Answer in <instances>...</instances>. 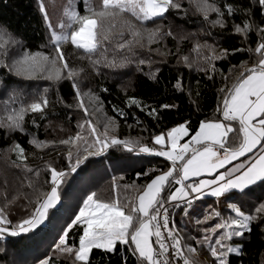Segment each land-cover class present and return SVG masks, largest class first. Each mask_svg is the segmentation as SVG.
Masks as SVG:
<instances>
[{
	"label": "snow or ice",
	"instance_id": "6c2138e0",
	"mask_svg": "<svg viewBox=\"0 0 264 264\" xmlns=\"http://www.w3.org/2000/svg\"><path fill=\"white\" fill-rule=\"evenodd\" d=\"M37 3L55 54L31 51L22 35L13 30L10 24L0 22V70L6 73L8 79L13 76L26 80L42 78L52 82L67 79L85 116H89V113L83 97L88 96L99 103L97 112L104 105L101 97L91 89L81 91L78 78L85 69L70 65L62 45L68 44L82 50L81 58H87L93 71L99 74V65L123 69L134 63L143 71L141 66H151L153 61L150 57L141 58L136 52L137 48L148 46V51L152 52L154 49L151 45L159 44L168 37L183 41L197 36V33L191 32L184 34L177 23H157L173 12L177 20L187 19L182 0H80L78 3L67 0L56 23H53L49 12L48 0H37ZM80 3L84 6L83 14ZM189 3L194 5L202 24L219 28L221 31L217 35L221 37L224 31H230L231 35L240 38L241 44L229 48L195 39L191 51L197 53L199 59L181 56L180 60L186 67L192 68L195 64L209 80H214L219 72L226 82L231 77L217 69L216 61L247 53V59L229 68V73L235 70L236 75L231 87L225 83V88L220 90L225 94L216 108L219 116L200 120L194 134L184 143L180 141L192 132L190 118L185 117L173 121L166 131L152 133L147 139H121L111 134L110 130L118 127L115 117H106L104 131L98 132L97 126L89 118L86 124L92 142L84 140L87 146L82 149L77 144L83 140L80 132L75 137L58 142L33 138L30 143L37 148L44 147L46 143L74 146L75 155L72 148L65 153V167L47 164L46 175L50 179L43 182L47 185V191L42 190L39 182L40 170L29 167L25 148L13 141L8 148V152L15 154L12 165L23 168L37 179L27 183L34 199L24 196L30 207L25 206L18 219L13 220L6 211L18 197L9 200L5 191L3 199L6 203L0 206V237L17 236L37 229L59 201V187L67 175L75 172L91 156L122 149L163 157L169 163L165 169H149L151 176L147 172H137V177L143 176L146 182L143 185H136L135 182L124 185L125 188H134L137 193L130 201H121L116 197L106 199L98 191L90 190L78 205L74 218L62 228L53 249L54 255L68 257L71 264H93L97 252L102 261L107 260V264H196L191 256L198 247L207 248L212 264H232L234 256L243 255V237L251 233L254 224L264 223V192L248 211L243 210V203L233 199L237 195L234 190L246 193L250 186L264 181V0H189ZM213 15L215 18H212ZM237 16L239 22L235 21ZM230 20L232 23L229 26ZM149 23L154 26L147 27ZM174 28L180 29L179 34ZM253 34L256 37L254 47L249 42ZM207 35L211 36L212 33L208 32ZM109 52L112 53L111 57ZM159 72V68L150 71L149 78L158 80ZM174 79V88L183 92L182 78ZM98 87L102 92L109 91L103 85ZM0 91L8 96L4 101L5 118L0 119V128L5 129L6 134L23 133L28 113H38L41 119H46L48 87L30 102L21 101L18 108L11 105L17 102L22 90L11 87L6 79H0ZM124 92L126 107L135 106L153 120H163L165 110L179 109L175 103L152 106L135 96H127L126 89ZM189 95L193 93L190 91ZM195 95L199 97L200 93L196 92ZM113 112L120 117L127 116L123 109L116 106H113ZM132 116L138 125L142 123L134 113ZM33 123L36 121L33 120ZM84 126L79 125L81 128ZM241 157L244 159L240 160ZM232 161L239 162L232 164ZM205 175L211 178H203ZM4 184L7 185V180ZM116 188L117 177L113 176V192ZM205 195L215 197L217 203L223 199L232 214L225 217L218 208L209 205L203 219L197 218L195 222L197 225L214 219L217 222L211 227H203V235L189 236L174 219V213L179 209L176 214L181 215L182 219L196 215V202ZM233 237L240 240L234 242ZM5 251L0 248V252ZM38 264H54V261L51 256H45Z\"/></svg>",
	"mask_w": 264,
	"mask_h": 264
},
{
	"label": "trees",
	"instance_id": "16d2710c",
	"mask_svg": "<svg viewBox=\"0 0 264 264\" xmlns=\"http://www.w3.org/2000/svg\"><path fill=\"white\" fill-rule=\"evenodd\" d=\"M49 12L52 16L53 23L58 21V18L63 13V7L67 0H48ZM74 3L80 0H73ZM184 9L187 10V19L177 20L176 15L166 14L164 20H158L157 23H177L184 34L197 33L195 38H189L183 41L173 40L168 37L153 44L150 47L154 49L152 52L148 51V46L143 49L137 48L136 52L141 58H151L152 65L145 64L140 71L136 64H131L123 69H109L99 65V74L93 71L92 65L87 58H81L83 51L74 48L68 44L62 45V50L65 53L66 59L73 67H83L84 73L78 78L81 86V91H89L91 89L96 95L101 97L104 109L109 117H115L118 137L121 139L129 137H143L149 138L152 133H159L169 126L172 122L179 120L181 117L190 118L192 132L194 134L198 128L199 121L203 119H216L219 113L216 111L218 103H222L225 92L221 89L225 88V83L231 87L236 75L235 70L229 73L231 65H239L241 60L247 59V53H238L231 56L227 60L216 61L218 70H222L228 74L229 78L226 82L219 74H215L214 80H209L203 71H199L195 64L192 68H188L180 60L183 55H189L193 60H198L197 53L192 52L195 39H199L201 43L207 40L209 44L219 43L221 47H239L241 44L240 38L231 35L230 31H224L222 37L217 35L221 30L219 28L213 29L209 24H202L200 16L196 12L194 5L189 3V0H182ZM80 10L83 14L84 6L80 3ZM212 18H215L213 15ZM239 16L235 17V21L239 22ZM0 22L8 23L13 30L22 35L26 41L27 47L31 51H41L49 55H54L53 46L49 43L45 25L42 16L38 10L37 0H0ZM117 23V30L119 29V21ZM232 21H229V26ZM149 23L147 27H153ZM180 29L174 31L179 34ZM211 32L212 35H207ZM255 35L250 36L251 46H255ZM248 46L247 44L245 45ZM159 51H155V49ZM111 57L112 53H108ZM95 59V57H93ZM203 64V62H200ZM160 69L157 73L158 80L153 81L149 78V72ZM181 77L183 80L184 91L180 92L174 88L176 80L174 78ZM0 79H6L11 87L17 90H22L21 95L17 97V102L11 107L18 108L20 102H30V100L38 95L46 87L49 88L47 93L49 106L45 110L46 119H41L38 113H28L25 116V131L8 132L0 128V206H3L6 201L3 199L5 191L8 193V199L18 197L12 204L6 208L10 217L15 220L21 215V212L27 202L24 196L28 195L34 199L32 190L27 188L29 180L35 181L37 178L28 174L23 168H16L12 165L11 160L15 159V154L8 152L9 146L16 141L20 143L26 150L28 156L27 163L29 167L40 170L39 182L43 191H47V185L43 182L50 179L46 175L47 164L51 163L54 167L63 168L67 164L65 153L72 148L73 154L75 150L73 145H60L59 143H46L44 147L37 148L30 141L35 138L38 141H59L61 139H68L70 136L75 137L77 132L81 133L83 140L77 142L81 147H86L84 140L88 143L92 142L89 135V129L85 125L84 128L79 127L76 111L78 110V102L75 99V93L71 87V82L67 79L59 82H52L46 79H32L26 80L23 78L11 77L7 78L6 73L0 70ZM98 85H103L109 89L108 92H102ZM127 90V96H135L146 104L158 106L162 103H175L179 105V109L165 110L164 119L161 121L153 120L140 111L135 106L126 107L125 101L127 99L124 90ZM193 95H189V92ZM226 91V89H225ZM196 92L200 96L195 95ZM8 98L7 94L0 91V119L5 118L4 101ZM61 100L63 102H61ZM71 105V107H68ZM198 105V107H197ZM113 106L123 109L126 117H120L113 112ZM142 122L137 124L133 119L132 114ZM33 120L36 123H33ZM99 132V131H98ZM169 162L163 157L152 156L147 154H138L137 152H128L122 149L109 150L101 155L91 156L82 164L75 172L70 173L65 177V180L59 187L60 204L49 211V215L42 225L29 233L20 234L17 236L0 237V248L5 249V252H0V264H19L15 262L14 257L23 258L26 260L23 264H37V261L44 259L45 256H51L54 264H71V261L66 256H57L53 254L55 248L54 241L58 242L59 234L63 227L70 221L60 216V212L67 205L71 206V210L77 208V200L83 199L82 196L90 190L98 191L106 199L116 197L121 201H130L137 196L134 188H125V184L143 185L146 181L143 176L137 177V172H147L149 176L152 173L149 169H165ZM117 177V188L115 192L112 190V177ZM120 177H123L121 180ZM7 180L5 186L4 181ZM264 192V181H258L255 185L250 186L246 193H238L233 199L238 203H243V210L248 211L250 206L255 203L256 198ZM73 197L75 201H73ZM196 204L197 213L192 217H183L174 213V219L180 223L184 233L189 236H197L199 233L203 235L201 229L203 227H211L215 219L196 224V219H203V213L208 210L210 205L207 200L200 199ZM214 207V206H213ZM73 210V211H74ZM222 215L227 217L230 210L227 207L218 208ZM65 211V212H66ZM72 211V215H73ZM69 215V214H68ZM71 216V213H70ZM73 218V217H72ZM67 220L65 226H62ZM55 223V224H54ZM54 224V230L47 234L44 238L42 236L47 232L48 228ZM264 223L254 224L251 233H246L243 237L244 252L240 257H233L232 264H264ZM41 235V236H39ZM70 237V241H71ZM78 241V237L76 238ZM240 238L233 237V241H239ZM55 242V243H56ZM194 243V242H193ZM54 244V245H53ZM195 246V244H194ZM52 247V251L48 252ZM200 254L193 257L196 264H212L210 253L206 247L197 248ZM46 254V255H44ZM13 255V257L11 256ZM12 257L11 260L9 259ZM39 257L35 260V257ZM203 259V260H201ZM33 262V263H31ZM93 264H107V260L101 259L100 255H95Z\"/></svg>",
	"mask_w": 264,
	"mask_h": 264
},
{
	"label": "rangeland",
	"instance_id": "374dc122",
	"mask_svg": "<svg viewBox=\"0 0 264 264\" xmlns=\"http://www.w3.org/2000/svg\"><path fill=\"white\" fill-rule=\"evenodd\" d=\"M46 87V86H45ZM49 89V88H48ZM83 92H88L87 90H84ZM83 100H84V103H85V106L87 107V109H88V113H89V116H85V113H84V110L83 109H81L80 107H79V104H78V106H77V108H78V110L76 111V115H77V119H78V122H79V124H83V125H86L87 126V124H86V120H88L89 118H91L92 120H93V123L97 126V130L99 131V132H103L104 131V124L107 122V120H106V117H109L108 115H107V113H106V110L104 109V107H103V109L101 110V111H99V112H97L96 111V108H98L99 107V103L98 102H96L93 98H90V97H88V96H85V97H83ZM117 124V123H116ZM110 133L111 134H115V135H117L118 136V134H117V127L115 128V129H112V130H110ZM184 138H186V137H184ZM184 138L180 141V143H182V141L184 140ZM86 194L87 193H85V195L84 196H82L83 198L86 196ZM81 198V197H80ZM78 199L77 200V208L73 211V210H71V206L68 204L66 207H67V211L65 210V208L64 209H62V211L60 212V216L61 215H63L64 213V217H66V219L68 220V221H70V219L73 217L74 218V213H76V212H78V205H80L81 203H82V199ZM60 200L61 199H59V201L55 204V206L54 207H56V206H59V204H60ZM73 201H75V198L73 197ZM212 206H215L216 208H222V207H225L226 206V203L225 202H222V203H218V204H215V205H213V204H211ZM53 207V208H54ZM51 210V209H50ZM66 211V212H65ZM72 211H73V215H72ZM70 213H71V216H70ZM69 214V215H68ZM47 219V218H46ZM46 219H45V221H46ZM67 220L64 222V223H62V226H65V224H66V222H67ZM45 221H44V223H45ZM55 224V223H54ZM54 224H51V226H49L48 228H45V230L47 231L46 233H45V235L44 236H42L43 238L45 237V236H47V234L48 233H50V232H52L54 229ZM39 236H41V235H39ZM55 242H56V239H55V241H54V244H55ZM53 244V245H54ZM50 251H52V247H50L49 248V250H48V252H50ZM197 254H198V256L200 255L198 252H196V253H194V254H192V256H191V259L193 260V257H197ZM44 255H46V254H44ZM12 257H13V255H11ZM10 256V260H11V257ZM200 258V257H199ZM39 259V257H35V260H38ZM201 259V258H200ZM15 262H17V263H19V264H23L22 262H24V261H26V260H23V258H20V257H14V259H13ZM201 260H203V259H201ZM31 263H33V262H31ZM35 264V263H34ZM37 264H38V261H37Z\"/></svg>",
	"mask_w": 264,
	"mask_h": 264
},
{
	"label": "crops",
	"instance_id": "0c3cea01",
	"mask_svg": "<svg viewBox=\"0 0 264 264\" xmlns=\"http://www.w3.org/2000/svg\"><path fill=\"white\" fill-rule=\"evenodd\" d=\"M190 137H191V135H189L188 137L184 138V140L182 141V143H184L185 141H187L188 139H190ZM243 159H244V157H241L240 158V160H243ZM238 162L239 161H232V164H236ZM230 166L231 165H226L225 167H230ZM219 171H223V169H220ZM203 178L210 179L211 177H208L207 175H205ZM234 191H237L238 192V190H234ZM200 199L207 200L210 205L211 204H213V205L218 204L217 201H216V198L215 197H212L211 195H205L204 197H201ZM200 201H202V200H199L198 202H196V204H198ZM222 202H224L223 199H221V201L219 202V204L222 203Z\"/></svg>",
	"mask_w": 264,
	"mask_h": 264
}]
</instances>
